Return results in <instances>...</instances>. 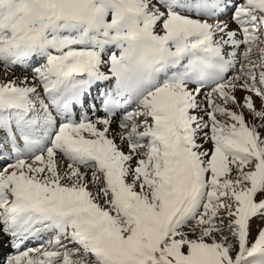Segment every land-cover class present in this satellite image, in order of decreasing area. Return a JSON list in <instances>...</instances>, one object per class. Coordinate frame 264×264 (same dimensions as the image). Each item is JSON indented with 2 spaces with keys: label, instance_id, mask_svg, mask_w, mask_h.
I'll use <instances>...</instances> for the list:
<instances>
[{
  "label": "snow or ice",
  "instance_id": "snow-or-ice-1",
  "mask_svg": "<svg viewBox=\"0 0 264 264\" xmlns=\"http://www.w3.org/2000/svg\"><path fill=\"white\" fill-rule=\"evenodd\" d=\"M0 264H264V0H0Z\"/></svg>",
  "mask_w": 264,
  "mask_h": 264
}]
</instances>
